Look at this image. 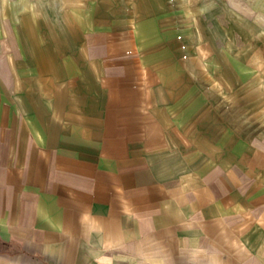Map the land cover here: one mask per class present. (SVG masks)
<instances>
[{
  "label": "crops",
  "instance_id": "1",
  "mask_svg": "<svg viewBox=\"0 0 264 264\" xmlns=\"http://www.w3.org/2000/svg\"><path fill=\"white\" fill-rule=\"evenodd\" d=\"M19 45L0 60V264H264V133L243 113L134 24Z\"/></svg>",
  "mask_w": 264,
  "mask_h": 264
},
{
  "label": "rangeland",
  "instance_id": "2",
  "mask_svg": "<svg viewBox=\"0 0 264 264\" xmlns=\"http://www.w3.org/2000/svg\"><path fill=\"white\" fill-rule=\"evenodd\" d=\"M127 23L180 82L264 133V0H0V60L31 35Z\"/></svg>",
  "mask_w": 264,
  "mask_h": 264
}]
</instances>
